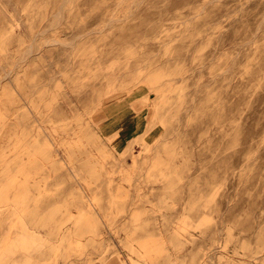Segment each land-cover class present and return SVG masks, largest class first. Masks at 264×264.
I'll return each instance as SVG.
<instances>
[{"label": "rangeland", "instance_id": "obj_1", "mask_svg": "<svg viewBox=\"0 0 264 264\" xmlns=\"http://www.w3.org/2000/svg\"><path fill=\"white\" fill-rule=\"evenodd\" d=\"M0 264H264V0H0Z\"/></svg>", "mask_w": 264, "mask_h": 264}, {"label": "bare ground", "instance_id": "obj_2", "mask_svg": "<svg viewBox=\"0 0 264 264\" xmlns=\"http://www.w3.org/2000/svg\"><path fill=\"white\" fill-rule=\"evenodd\" d=\"M71 44V43H70ZM118 136V135H117ZM141 139V138H139ZM134 140V139H133ZM127 141V140H123L121 138H119V136L117 137V139L115 140V145L118 147V149H122V154H121V160H128V159H132V149H133V144L134 141ZM128 142V143H127ZM126 143L128 144L125 148L124 146L126 145ZM144 139L141 140L140 144H144Z\"/></svg>", "mask_w": 264, "mask_h": 264}]
</instances>
